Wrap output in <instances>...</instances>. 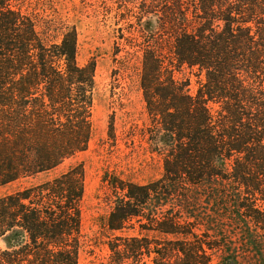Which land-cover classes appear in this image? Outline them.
Instances as JSON below:
<instances>
[{
    "label": "trees",
    "instance_id": "1",
    "mask_svg": "<svg viewBox=\"0 0 264 264\" xmlns=\"http://www.w3.org/2000/svg\"><path fill=\"white\" fill-rule=\"evenodd\" d=\"M137 3L118 15L132 12L129 34L148 44L120 58L138 59L163 172L103 175L104 264H264V0ZM29 5L0 0V190L18 184L0 194V264H78L83 168L50 173L88 147L95 62H77L73 25L43 28ZM159 5V22L143 19Z\"/></svg>",
    "mask_w": 264,
    "mask_h": 264
},
{
    "label": "rangeland",
    "instance_id": "2",
    "mask_svg": "<svg viewBox=\"0 0 264 264\" xmlns=\"http://www.w3.org/2000/svg\"><path fill=\"white\" fill-rule=\"evenodd\" d=\"M27 1L30 5L26 12L43 21L40 22L43 28L57 31L64 24L73 25L77 31V62L80 65L89 60L95 62L96 86L91 116L93 134L88 147L64 160L50 174L55 175L73 164H81L84 173V192L80 204L83 245L78 264H104L109 250L98 239L97 220L107 216L110 205L105 201L108 190L101 182L103 175L145 184L160 178L163 172L162 160L156 154L149 153L144 137V127L150 122L138 85V59L131 56L133 64H130L120 58L124 54L123 48L133 46L140 50L148 44L136 33L129 34L132 26L131 22L128 25L126 21L132 18V12L118 15V7L135 6L138 0ZM162 15L159 5L153 12L145 14L143 19L159 22ZM121 36L122 39L118 38ZM56 37L58 35H53V39ZM154 37L157 42H162L166 34L157 29ZM125 66L129 68L125 69L127 72L121 69ZM196 74V69L184 70L183 75L190 79L191 93L196 90L199 80ZM42 177L29 181L34 182ZM17 186L13 184L3 188L0 194Z\"/></svg>",
    "mask_w": 264,
    "mask_h": 264
}]
</instances>
